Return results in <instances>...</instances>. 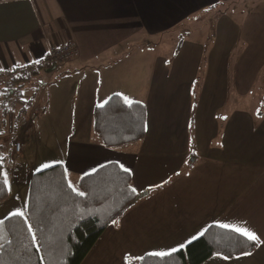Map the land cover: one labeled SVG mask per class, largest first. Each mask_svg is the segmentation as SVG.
<instances>
[{"label": "crops", "instance_id": "obj_1", "mask_svg": "<svg viewBox=\"0 0 264 264\" xmlns=\"http://www.w3.org/2000/svg\"><path fill=\"white\" fill-rule=\"evenodd\" d=\"M230 1L0 0V72L41 62L50 49L71 40L77 47L75 57L59 67L81 77L75 81L79 90L84 81L91 80L86 92L93 108L99 104L96 96L99 100L101 94L114 92L123 80L117 78H141L144 90L149 88L147 78L151 83L161 76L162 62H167L163 65L167 68L171 58L162 56L156 46L140 49V40L168 35L183 28L184 21L197 14L205 16ZM237 1L247 6L241 22L219 15L212 40L187 39L175 52L174 61L187 60L188 79L180 89L174 86L160 92L180 90L181 100L176 95L168 104L165 96L156 104L154 115L147 101L130 98L146 105L142 140L106 147L92 127L88 135L85 129H78L76 137L67 136L70 142L65 143L66 152L57 162L64 165L69 182L114 161L131 172L136 192L147 190L105 228L80 264H135L145 253L180 248L210 224L247 230L261 244L250 253L233 257L214 254L200 264H264V134H259L264 129V111L254 117L241 107L242 101H229L232 93L236 98L264 93V0ZM200 62L201 84L194 91ZM158 85L164 87L162 81ZM192 93L199 94L193 103ZM224 105L237 108L228 111L220 132L215 111ZM166 108L169 114L161 111ZM169 117H173L172 125L191 123L192 136L187 130L176 132L175 127L165 126ZM182 141L199 142L191 160L179 144ZM198 156L203 160L197 161ZM17 166L11 183L26 186L37 167ZM24 197L14 194L21 210Z\"/></svg>", "mask_w": 264, "mask_h": 264}, {"label": "trees", "instance_id": "obj_2", "mask_svg": "<svg viewBox=\"0 0 264 264\" xmlns=\"http://www.w3.org/2000/svg\"><path fill=\"white\" fill-rule=\"evenodd\" d=\"M64 61L52 66L53 62L45 60L0 72V111L10 116L12 126L2 137L11 154H18L13 148L18 132L27 136L26 130L37 121L25 126L30 108L37 103L45 84L40 78L37 87L27 85L40 70L46 73L57 69ZM29 90L31 93L25 97L23 91ZM17 100L22 104L16 112L15 108L5 106L15 105ZM91 113L93 131L106 147L138 142L146 134L147 110L142 101L111 93L103 103L95 104ZM6 172L0 162V204L11 196V167ZM131 177L129 170L109 161L80 176L78 187L74 188L61 162L34 170L23 192L15 193L25 194L24 209L0 220V264H80L105 228L136 201L138 192L131 186ZM260 244L258 239L250 240L234 229L210 224L175 251L164 255L145 253L134 261L135 264H200L214 254L233 257L250 253Z\"/></svg>", "mask_w": 264, "mask_h": 264}, {"label": "rangeland", "instance_id": "obj_3", "mask_svg": "<svg viewBox=\"0 0 264 264\" xmlns=\"http://www.w3.org/2000/svg\"><path fill=\"white\" fill-rule=\"evenodd\" d=\"M221 12L222 14H220ZM246 12V4H240L237 0H232L227 2V5H222L218 9L216 8L215 10L209 11L205 16L203 14H197L194 18L184 21L185 24L183 28H177L174 32L169 33L168 35H163L156 39L151 38V40L141 42V34L138 33L137 39H139L141 43L140 49H143L145 45H152V48H155L156 46L158 52L162 53V56L171 58L168 66L167 68H164L163 65L167 62H162L161 76L155 78L151 83V78H147L149 88L147 87L144 90H141L143 88L141 86L143 84L141 78L126 75L124 78H117L118 80H123L115 85V88H113L115 90H113L114 92L112 93H119L127 100L136 97L144 99L147 101L148 106L151 109H154L151 112V114L154 115L157 111L155 110L157 109L156 104L159 101L163 102L162 99L165 96L168 100V104L176 95L181 100L180 90L174 89L171 91L174 86H177L176 88L180 89L188 79L186 77L188 69L187 60L183 59L182 61H174L173 59L178 47L180 49L182 43L187 39L192 42H196L197 40H212L213 37L211 36V33L215 32V20L219 15H226L228 17L232 16L235 20L237 19L241 22L244 19ZM185 48L186 45L183 49ZM130 59L134 61L133 56H130ZM42 60L44 59H41V61ZM35 63H39V60ZM198 64L199 69L196 70L195 83L192 86L195 89L194 91H197V87H200L201 84L202 62ZM127 70H130V67H128ZM40 74L41 75H34L36 78L33 77L31 83L38 85L40 76H42L41 78H43L45 84V95L42 98V106L39 108L40 114L37 121L26 130L27 138L24 141L23 151L20 155H12L8 143L6 144L5 140H3L2 136L4 135L2 134H8L12 126L10 116H6L0 111V162L4 173H7L6 171L12 163L24 166L34 164L37 167L36 169L55 164L66 152L64 145L65 143L68 144L70 142L66 140L67 136L69 137L71 135L76 137L78 129H85L86 134H90V127H92V108L90 94L86 92V89L90 86L91 80L84 81L79 90V86L77 87L75 85V81L81 80V77L78 75L73 76L66 67H59L57 69L53 68L46 73L40 70ZM160 81L164 83V87L158 85ZM114 82L117 81L114 80ZM170 88L171 90L169 93L160 92L163 89ZM23 92L25 97H27V94L31 93L30 90L28 92ZM198 95L199 94L195 95V93H192V103L197 101ZM107 97L108 96L103 93L99 96V100H97L96 96L95 102L101 104ZM230 97L231 100L229 101H242L241 107L250 111L254 117L255 115H258L257 112L259 110L264 111V93L248 94L242 98H236L235 94L232 93ZM13 101H15V97ZM21 104L22 102L17 100L15 105L11 106L7 103L5 106L15 108L16 112ZM234 108L237 107L232 106L231 109H227L226 105H224V107L215 111L217 115L216 117L218 118V126H220V132L225 124V116L230 114L228 111H231ZM161 111H165L169 114L170 109L166 108ZM4 119L6 120L5 123L3 122ZM174 119L175 122L178 121L177 116ZM172 120L173 117H169V120L164 125L170 129L171 127H175L176 132L184 133L187 130L190 132V136H192L191 131L193 126H190L191 123L190 125L182 123L178 126L176 124L172 125ZM37 124L39 125V128L37 127ZM243 133H245V131H243ZM260 133L264 134V129L260 130L259 134ZM218 136L220 137V134ZM260 136L262 135L260 134ZM179 144L183 145L184 150L189 153L188 156L190 160L193 158V150L195 149V151L198 152L199 142L197 141H182L179 142ZM201 157L204 159L202 155ZM201 157L198 156L197 161L203 160L200 159ZM47 158H52V162H47ZM181 169L184 170V168ZM180 172L181 170L178 171V173ZM77 181L78 179H70L69 183L72 187L76 188L78 187ZM22 188L24 187L20 186L17 188L13 184L9 185L11 196L5 200V203L0 204V220L3 219L6 212L11 214L21 211V208H19L20 204H17L14 194L18 191L23 192ZM15 203L17 204V208L15 207Z\"/></svg>", "mask_w": 264, "mask_h": 264}, {"label": "built area", "instance_id": "obj_4", "mask_svg": "<svg viewBox=\"0 0 264 264\" xmlns=\"http://www.w3.org/2000/svg\"><path fill=\"white\" fill-rule=\"evenodd\" d=\"M77 51V47L71 40L65 41L64 43H61L57 45L55 48L50 49L48 55L46 56L45 60H49L52 63V66L58 65L61 61L71 59ZM42 60V61H45ZM17 69H21V67H18ZM7 73V72H6ZM7 75V74H6ZM44 88H42V91ZM38 101L35 103L28 115H27V123L32 122L36 119L38 115ZM20 135H18L19 137ZM14 149L15 152H18L21 149V142L17 139L14 143ZM12 170H15V168H12Z\"/></svg>", "mask_w": 264, "mask_h": 264}, {"label": "bare ground", "instance_id": "obj_5", "mask_svg": "<svg viewBox=\"0 0 264 264\" xmlns=\"http://www.w3.org/2000/svg\"><path fill=\"white\" fill-rule=\"evenodd\" d=\"M75 57V56H74ZM45 95V89L42 91V89H41V91H40V93H39V95H38V103L40 104L41 102H42V98H43V96ZM38 108V115H37V117H36V119L35 120H37L38 119V117H39V114H40V110H39V106L37 107ZM31 109V108H30ZM34 120V121H35ZM27 120H26V123H25V126H27ZM18 135H20L19 137H18V140L21 142V149L18 151V152H16V153H21L22 152V150H23V139H24V136H23V134H22V131H20V132H18ZM14 148V147H13ZM14 151H15V149H14ZM13 155V154H12ZM11 175H12V177L15 175V173L18 171V166L15 164V163H12L11 164ZM12 168H15V170H12Z\"/></svg>", "mask_w": 264, "mask_h": 264}, {"label": "snow or ice", "instance_id": "obj_6", "mask_svg": "<svg viewBox=\"0 0 264 264\" xmlns=\"http://www.w3.org/2000/svg\"><path fill=\"white\" fill-rule=\"evenodd\" d=\"M5 183H6V180H5ZM16 214H20V213H16ZM225 227H227V226H225ZM236 230L237 231H243V234L245 236H247L248 239H250V240H256L257 239V237L254 233H250L247 230H242V229H236ZM181 247H183V245H181ZM173 251H175V249H173ZM158 255H164V253H158Z\"/></svg>", "mask_w": 264, "mask_h": 264}, {"label": "water", "instance_id": "obj_7", "mask_svg": "<svg viewBox=\"0 0 264 264\" xmlns=\"http://www.w3.org/2000/svg\"><path fill=\"white\" fill-rule=\"evenodd\" d=\"M147 193V190H144L143 192L141 193H138L137 196L134 198L135 200H137L139 197H141L142 195H146Z\"/></svg>", "mask_w": 264, "mask_h": 264}]
</instances>
